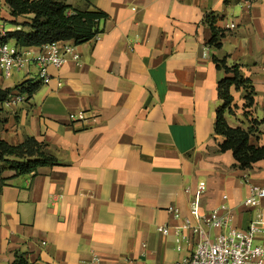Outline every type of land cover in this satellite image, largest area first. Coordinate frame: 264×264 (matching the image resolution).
Masks as SVG:
<instances>
[{
	"label": "crops",
	"instance_id": "0c3cea01",
	"mask_svg": "<svg viewBox=\"0 0 264 264\" xmlns=\"http://www.w3.org/2000/svg\"><path fill=\"white\" fill-rule=\"evenodd\" d=\"M62 1L108 18L95 38L75 45L79 62L49 67L50 83L33 65L0 78L11 95L28 79L41 83L25 102L4 103L0 139L18 145L35 137L61 163L37 174L3 172L0 264H11L17 251L31 264H82L93 254L100 264H175L194 250L196 236L176 231L194 198L202 213L226 202L240 229L264 214V198L243 205L251 185L264 187V159L241 169L231 150H220L218 82L227 74L214 60L238 64L252 81V107L233 88L237 108L225 118L234 128L253 127L251 141L264 143V0ZM210 15L219 46L211 44ZM0 16L7 33L27 30L32 18L13 17L5 0ZM80 111L96 122L72 124ZM200 182L207 188L197 197Z\"/></svg>",
	"mask_w": 264,
	"mask_h": 264
},
{
	"label": "trees",
	"instance_id": "16d2710c",
	"mask_svg": "<svg viewBox=\"0 0 264 264\" xmlns=\"http://www.w3.org/2000/svg\"><path fill=\"white\" fill-rule=\"evenodd\" d=\"M11 15L15 18L23 15H32L30 22L24 23L28 29H20L7 33L5 41L14 39L17 48L40 47L44 44L60 41H72L80 45L91 41L101 30V20L108 18V14L101 10H79L66 4L62 0H5ZM214 36L211 44L217 43L218 29L215 20L207 16ZM13 23H17L13 21ZM217 67L226 72V76L218 82V94L223 104L218 108L215 122V134L224 137L220 150H231L239 168L249 169L254 163L264 159V143L257 144L251 141L253 127L244 129L231 127L225 114H233L237 105L234 104L232 89L244 90L245 109L254 103V87L252 81L246 78L238 64L229 66L226 59H214ZM40 82L28 79L15 87L21 94L29 98L40 87ZM12 94L11 89L0 88V113L4 103ZM246 111L245 115L248 116ZM252 123H254L252 121ZM255 125V124H253ZM0 188L7 178L2 177L5 170H12L15 176L37 174L42 167L60 165L59 158L53 153L49 144L35 137H26L24 142L13 145L0 139ZM11 264H31L24 253L16 252L15 260Z\"/></svg>",
	"mask_w": 264,
	"mask_h": 264
},
{
	"label": "built area",
	"instance_id": "2783aa9c",
	"mask_svg": "<svg viewBox=\"0 0 264 264\" xmlns=\"http://www.w3.org/2000/svg\"><path fill=\"white\" fill-rule=\"evenodd\" d=\"M234 28L235 24L229 25ZM20 29V28H19ZM7 31L0 16V78L10 79L15 72L28 69L30 66L37 68L39 80L48 84L52 80L49 67L60 68L68 60L80 61V55L75 50L72 41H60L40 46L36 51L32 48L10 47L5 41ZM61 82H59V85ZM26 94L17 93L10 95L8 102L23 103ZM90 120L96 122V117H88L85 111H80L70 116L72 124ZM206 182H200L197 187V197L206 191ZM264 198V187L251 185L248 196L243 200V205L250 208L257 206ZM227 199V196H224ZM175 218L181 219L182 212L178 206L170 205L167 208ZM232 209L222 203L209 213H202L198 198L190 201L189 216L176 228L177 233L191 232L196 236L193 252L189 257L177 261L175 264H264V242H257L259 236L264 237V214L255 213L246 229L233 225ZM158 229L169 233L168 226H159ZM180 239L177 237V241ZM179 248L180 245H178ZM99 255L92 257L82 264H100Z\"/></svg>",
	"mask_w": 264,
	"mask_h": 264
},
{
	"label": "rangeland",
	"instance_id": "374dc122",
	"mask_svg": "<svg viewBox=\"0 0 264 264\" xmlns=\"http://www.w3.org/2000/svg\"><path fill=\"white\" fill-rule=\"evenodd\" d=\"M10 47H11V45H10Z\"/></svg>",
	"mask_w": 264,
	"mask_h": 264
}]
</instances>
